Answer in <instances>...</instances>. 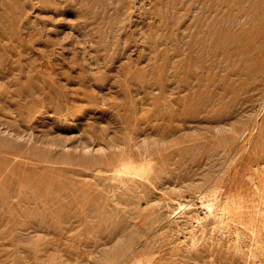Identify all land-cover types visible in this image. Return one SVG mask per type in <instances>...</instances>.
Wrapping results in <instances>:
<instances>
[{"label": "rangeland", "instance_id": "1", "mask_svg": "<svg viewBox=\"0 0 264 264\" xmlns=\"http://www.w3.org/2000/svg\"><path fill=\"white\" fill-rule=\"evenodd\" d=\"M0 264H264V0H0Z\"/></svg>", "mask_w": 264, "mask_h": 264}]
</instances>
